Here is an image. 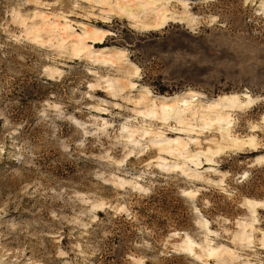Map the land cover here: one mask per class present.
<instances>
[{
  "label": "rangeland",
  "instance_id": "obj_1",
  "mask_svg": "<svg viewBox=\"0 0 264 264\" xmlns=\"http://www.w3.org/2000/svg\"><path fill=\"white\" fill-rule=\"evenodd\" d=\"M0 264H264V0H0Z\"/></svg>",
  "mask_w": 264,
  "mask_h": 264
},
{
  "label": "bare ground",
  "instance_id": "obj_2",
  "mask_svg": "<svg viewBox=\"0 0 264 264\" xmlns=\"http://www.w3.org/2000/svg\"><path fill=\"white\" fill-rule=\"evenodd\" d=\"M122 11H123V9H121ZM126 15H127V13H126ZM164 20V19H163ZM163 24V23H162ZM99 44H102L101 42H98V43H95V45H99ZM106 62H108V61H106ZM109 64V63H108ZM110 65V64H109ZM189 96H192V97H194V96H199L198 94H195V93H193L192 91H188L184 96H183V98H187V97H189ZM217 101H218V104L219 105H225L226 103L227 104H230L228 107H233V105H232V102H231V99H227V98H219V99H217ZM165 105H167V104H165V103H162V106H161V109L163 110V111H165V109H167V108H169L168 106H165ZM190 105V103H188L187 105H184L185 107H188ZM183 106V105H182ZM174 108V107H173ZM164 113V112H163ZM164 163V162H163ZM182 167V166H181ZM180 167V165L178 166V165H173L172 166V168H171V171L172 172H174V173H181V172H183V170H182V168ZM199 168V167H198ZM187 194V193H186ZM185 194V195H186ZM187 196V195H186ZM187 246L188 247H190V249L192 248V247H196L197 246V244L195 243V242H192V241H189V242H187ZM190 253V256L191 257H193V258H196V256L195 255H192V251H190L189 252ZM211 254L212 253H209V256H211Z\"/></svg>",
  "mask_w": 264,
  "mask_h": 264
}]
</instances>
